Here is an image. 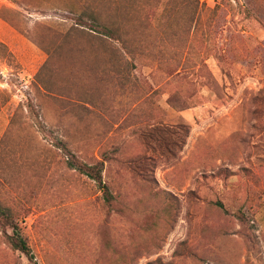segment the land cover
Instances as JSON below:
<instances>
[{"label":"rangeland","instance_id":"374dc122","mask_svg":"<svg viewBox=\"0 0 264 264\" xmlns=\"http://www.w3.org/2000/svg\"><path fill=\"white\" fill-rule=\"evenodd\" d=\"M0 205V264H264V0H0Z\"/></svg>","mask_w":264,"mask_h":264},{"label":"trees","instance_id":"16d2710c","mask_svg":"<svg viewBox=\"0 0 264 264\" xmlns=\"http://www.w3.org/2000/svg\"><path fill=\"white\" fill-rule=\"evenodd\" d=\"M76 24L83 29H88L90 32L97 34L105 41L115 42L117 46L113 47L115 56H119L125 51V41L121 38L118 28L102 18L101 13H89L88 15L81 14L77 17ZM69 166L80 172L82 175L95 181L98 184L99 190L103 193L104 201L111 204L115 200V196L111 187L103 180L104 162H98L90 165L86 163H78L77 160L69 161ZM0 216L4 220L5 228L11 230V234L6 233L8 244L15 251L24 254L29 259H33L31 248L27 238L24 236L18 220L14 218L9 209L3 208L0 205Z\"/></svg>","mask_w":264,"mask_h":264}]
</instances>
